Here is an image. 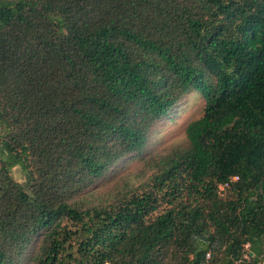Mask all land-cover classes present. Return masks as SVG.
I'll return each mask as SVG.
<instances>
[{
  "label": "trees",
  "instance_id": "16d2710c",
  "mask_svg": "<svg viewBox=\"0 0 264 264\" xmlns=\"http://www.w3.org/2000/svg\"><path fill=\"white\" fill-rule=\"evenodd\" d=\"M192 91L185 141L96 192ZM260 263L264 0H0V264Z\"/></svg>",
  "mask_w": 264,
  "mask_h": 264
},
{
  "label": "rangeland",
  "instance_id": "374dc122",
  "mask_svg": "<svg viewBox=\"0 0 264 264\" xmlns=\"http://www.w3.org/2000/svg\"><path fill=\"white\" fill-rule=\"evenodd\" d=\"M204 99L197 91H192L152 128L150 139L142 151L131 154L114 165L95 186L96 192L107 193L115 188L135 187L147 178L141 175L142 161L161 150L181 144L186 139L187 124L200 117L203 112ZM14 180L22 183L24 176L19 166L11 171ZM247 249V246H246ZM262 264V263H260Z\"/></svg>",
  "mask_w": 264,
  "mask_h": 264
},
{
  "label": "built area",
  "instance_id": "2783aa9c",
  "mask_svg": "<svg viewBox=\"0 0 264 264\" xmlns=\"http://www.w3.org/2000/svg\"><path fill=\"white\" fill-rule=\"evenodd\" d=\"M237 179V177H233L231 180H236ZM228 186V182H226V183H224V184H220L219 185V190H218V193L219 194H222V190L225 188V187H227Z\"/></svg>",
  "mask_w": 264,
  "mask_h": 264
}]
</instances>
